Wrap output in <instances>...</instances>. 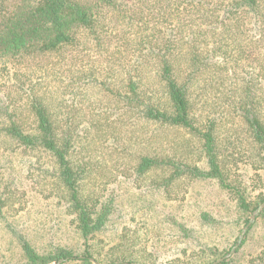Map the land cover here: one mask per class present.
<instances>
[{
  "label": "trees",
  "instance_id": "trees-1",
  "mask_svg": "<svg viewBox=\"0 0 264 264\" xmlns=\"http://www.w3.org/2000/svg\"><path fill=\"white\" fill-rule=\"evenodd\" d=\"M253 28L259 40L248 36ZM260 47L264 55V0H0V134L10 150L45 151L54 158L59 184L86 239L103 226L108 210L83 194L81 166L71 158L81 120L86 118L83 128L94 140L115 117L125 116L134 127L144 124L148 146L133 166L139 177L161 170L165 186L188 174L217 178L228 188L217 118L199 120L192 98L203 107L215 104L216 96L225 103L235 98L236 115L264 164V69L256 75L244 69L246 61L258 60ZM98 74L102 107L65 111L63 93L72 83L62 87V76L79 89L97 85ZM149 124L197 136L208 170L183 158L188 147L171 152L150 147ZM239 206L250 210L242 194ZM260 214L264 217V207ZM23 247L31 264L60 258L92 264L87 248L73 256L64 249L39 255L27 242ZM129 255L110 264L143 263L142 255Z\"/></svg>",
  "mask_w": 264,
  "mask_h": 264
},
{
  "label": "rangeland",
  "instance_id": "rangeland-1",
  "mask_svg": "<svg viewBox=\"0 0 264 264\" xmlns=\"http://www.w3.org/2000/svg\"><path fill=\"white\" fill-rule=\"evenodd\" d=\"M247 34L260 39L254 28ZM257 50L258 60L246 61L244 67L255 75L258 68L264 69L263 49ZM97 76V85L79 89L80 84L62 76V87L72 83L63 93L65 111L72 112L75 106L80 112L102 107L101 77ZM215 98V104L207 107L199 99L192 100L199 120L217 118L219 162L228 188L217 178L188 174H180L172 185L165 186L160 183L161 170L139 177L133 166L148 146L142 133L144 124L134 127L125 116L115 117L106 134L94 140L83 128L88 125L86 118L81 120V138L71 158L81 166L83 194L108 210L103 226L86 239L59 184L54 158L45 151L10 150L12 146L0 134V264H31L23 242L39 255L64 249L77 256L87 248L92 264L124 261L129 254L132 258L142 255V264H211L232 249L217 264H264V217L260 216L264 207H260L264 202L263 153L239 121L236 99L225 103L221 96ZM26 121L32 122V118ZM145 129L152 134L150 147L167 152L175 146L180 150L188 147L183 158L208 170L197 136L153 124ZM241 194L249 211L243 212L239 206ZM240 238L245 241L238 246ZM123 263L127 262L117 264ZM47 264L80 262L60 258Z\"/></svg>",
  "mask_w": 264,
  "mask_h": 264
},
{
  "label": "water",
  "instance_id": "water-1",
  "mask_svg": "<svg viewBox=\"0 0 264 264\" xmlns=\"http://www.w3.org/2000/svg\"><path fill=\"white\" fill-rule=\"evenodd\" d=\"M263 206H264V202L260 205V207H263ZM254 216H255V214L252 215L251 220L254 219ZM244 231H245V229H243L242 233H243ZM240 239H241V238H240ZM240 239H239L238 241H240ZM232 252H233V249L230 250V252H228L225 256H223V257H221V258H219V259L213 261L211 264H217V263L221 262L222 260H224L225 258H227L228 256H230V255L232 254ZM95 264H96V263H95ZM123 264H129V263H123Z\"/></svg>",
  "mask_w": 264,
  "mask_h": 264
}]
</instances>
